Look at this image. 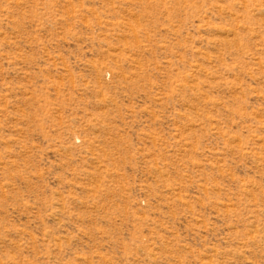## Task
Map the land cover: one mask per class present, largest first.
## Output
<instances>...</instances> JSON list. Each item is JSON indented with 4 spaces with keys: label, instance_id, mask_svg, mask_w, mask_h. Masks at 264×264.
Listing matches in <instances>:
<instances>
[{
    "label": "rangeland",
    "instance_id": "374dc122",
    "mask_svg": "<svg viewBox=\"0 0 264 264\" xmlns=\"http://www.w3.org/2000/svg\"><path fill=\"white\" fill-rule=\"evenodd\" d=\"M0 264H264V0H0Z\"/></svg>",
    "mask_w": 264,
    "mask_h": 264
}]
</instances>
